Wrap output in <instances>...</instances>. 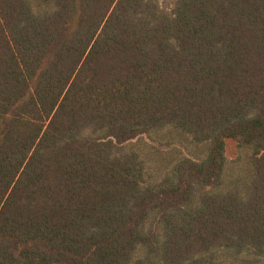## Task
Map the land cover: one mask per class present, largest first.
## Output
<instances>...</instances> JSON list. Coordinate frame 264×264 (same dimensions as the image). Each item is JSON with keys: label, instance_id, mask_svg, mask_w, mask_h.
<instances>
[{"label": "trees", "instance_id": "obj_1", "mask_svg": "<svg viewBox=\"0 0 264 264\" xmlns=\"http://www.w3.org/2000/svg\"><path fill=\"white\" fill-rule=\"evenodd\" d=\"M0 264H264V0H0Z\"/></svg>", "mask_w": 264, "mask_h": 264}, {"label": "rangeland", "instance_id": "obj_2", "mask_svg": "<svg viewBox=\"0 0 264 264\" xmlns=\"http://www.w3.org/2000/svg\"><path fill=\"white\" fill-rule=\"evenodd\" d=\"M144 141L151 143L156 149L162 150L164 157L163 162L165 163L173 160L175 156L181 153L199 156L206 152L205 145L192 143L188 136L174 128H166L156 133L152 140L147 136H144L140 140L136 139L131 145H135L137 148H144ZM251 155L252 152L250 149H239L238 142L234 138L227 139V156L229 158L228 173L232 175V178H244V175L246 176L251 172ZM156 156L157 155L154 157ZM156 163L154 165H156Z\"/></svg>", "mask_w": 264, "mask_h": 264}]
</instances>
